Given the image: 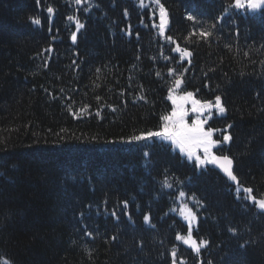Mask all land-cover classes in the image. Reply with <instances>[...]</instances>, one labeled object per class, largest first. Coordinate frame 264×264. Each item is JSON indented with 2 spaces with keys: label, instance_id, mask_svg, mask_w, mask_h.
Instances as JSON below:
<instances>
[{
  "label": "trees",
  "instance_id": "1",
  "mask_svg": "<svg viewBox=\"0 0 264 264\" xmlns=\"http://www.w3.org/2000/svg\"><path fill=\"white\" fill-rule=\"evenodd\" d=\"M161 3L164 36L151 0H0V264H264L244 191L264 200V9ZM172 90L221 98L238 186L156 137L128 142L161 130ZM188 209L199 254L176 239Z\"/></svg>",
  "mask_w": 264,
  "mask_h": 264
},
{
  "label": "snow or ice",
  "instance_id": "2",
  "mask_svg": "<svg viewBox=\"0 0 264 264\" xmlns=\"http://www.w3.org/2000/svg\"><path fill=\"white\" fill-rule=\"evenodd\" d=\"M39 2V0H37ZM76 4H81L82 0H74ZM151 2L158 6L159 9V30L160 35H165V30L168 25V11L165 8L164 4L161 3V0H151ZM141 8H146L147 5L144 4V0H140ZM236 9H244L247 8L251 12H257L258 10L264 9V0H235L234 5H232ZM48 12L52 13L53 9L48 8ZM127 16V12H125ZM69 20H73V17L69 16ZM188 20H194L195 18L192 15L187 17ZM33 23L39 24V20H34ZM77 29L83 28L84 25L80 24L79 21H76ZM131 35V33H128ZM199 35L201 37L207 38L211 35L208 32H200ZM169 41H172V38L169 36L167 37ZM73 42L76 41V34L73 33L72 35ZM51 51V49H49ZM175 51L181 53L182 57H190L191 52L187 51L186 49H181L179 46L176 47ZM174 70H170V74H172ZM183 81L181 79H176L175 87L180 88ZM173 104V109L170 115L163 116L162 120L164 124L159 131H149L146 134H142L140 136H135L132 140L128 141L131 143L134 141H142V140H150L153 137L159 138L163 141H170L171 144L175 145L179 148L182 154H185L187 158L191 161L195 159L197 166H202L205 164H214L216 165L224 175L231 181L239 183L237 176L233 172V160L224 155V156H217L212 153L211 149L218 143V141L213 140V133L214 131H219L218 129L209 128L205 130L204 125L207 123V120L210 118L204 116L205 111L211 112L213 108L217 110L219 114H224L226 109L221 102V98L219 96L216 97L215 104L211 101L202 102L200 100L193 98L192 92H186L183 96H173L169 95L168 97ZM179 101V102H178ZM191 102L192 104V112L197 113V117L195 120L192 121L191 124L187 123L186 117L188 115V111L185 108V103ZM228 127H231L229 125ZM223 140L225 142L231 140L230 135H224ZM202 150L204 153V158L202 159L197 153L198 151ZM147 155V153H145ZM169 186L170 185H166ZM244 191L249 193V198L256 204V206L261 210L264 211V200H257L254 196H251L252 189L245 188ZM181 196H184L185 193L181 192ZM127 207V203H125V208ZM115 215V213H113ZM188 221V235L187 237L177 235L176 239L182 241L185 245L192 248L194 252L197 254L200 253L201 247L207 246V241L201 240L199 243L192 237V223L196 221V215L190 210H187V214L184 217ZM145 222H149V217L145 216ZM173 260L172 264H177L176 260V253L175 251L172 253ZM5 264H8L5 261ZM180 264H185L184 261H180Z\"/></svg>",
  "mask_w": 264,
  "mask_h": 264
},
{
  "label": "rangeland",
  "instance_id": "3",
  "mask_svg": "<svg viewBox=\"0 0 264 264\" xmlns=\"http://www.w3.org/2000/svg\"><path fill=\"white\" fill-rule=\"evenodd\" d=\"M170 94L173 95V96L179 97V96H183L185 93H183V94H179V93H176L174 90H172V91L169 93V95H170ZM169 95H168V97H169ZM193 98L195 99L194 95H193ZM168 100H169L170 105H171V111H170V114H171L172 109H173V104H172V101H171L169 98H168ZM178 102H179V101H178ZM212 103L215 104V102H212ZM185 108H186L187 111H188V115H187V117H186L185 119H186L187 123L191 124L192 121L196 119V117H197V113L192 112V110H191V109H192V104H191L190 101L187 102V103H185ZM170 114H169V115H170ZM221 115H222V114H219L215 108H213V109L211 110V112L205 111L204 116L201 117V119H204L205 117H209V116H210V118L207 120V123L204 125L205 130H208L209 128H212V127H211V122L214 120L215 117H219V116H221ZM163 124H164V121H163ZM162 126H163V125H162ZM212 129H213V128H212ZM224 135H228V134H223V135L221 136V134H220L219 131H214V133H213V137H212V138H213V140H216V136L222 137V141H223L224 143H226V142L223 140V136H224ZM156 139L159 140V141H161V142H163L164 144L169 145V146L171 147L172 151H174V152H176L177 154H179L182 158H184V159L187 160L188 162H193V163L196 164L195 159H193V160L190 161V160L187 158V156H186L185 154H182V153L180 152L179 148H177L175 145L171 144L170 141H163V140H160L159 138H156ZM214 147H215V146H214ZM214 147L211 149V151H212L213 154H214V152H213V151H214ZM197 154H198L202 159L204 158V153H203L202 150L198 151ZM208 165H210V164H205V165H202V166H199V167H198L197 164H196V166H197L198 169H204V168H205L206 166H208ZM256 207H257V206H256ZM257 209H258L259 211H261L258 207H257ZM261 212L264 213V211H261ZM180 243L183 244L184 246L188 247V246L185 245L182 241H180ZM188 248L192 250V248H190V247H188ZM192 251H193V250H192Z\"/></svg>",
  "mask_w": 264,
  "mask_h": 264
},
{
  "label": "water",
  "instance_id": "4",
  "mask_svg": "<svg viewBox=\"0 0 264 264\" xmlns=\"http://www.w3.org/2000/svg\"><path fill=\"white\" fill-rule=\"evenodd\" d=\"M211 167L212 169H214L215 171H217L221 176H223L226 180L229 181V183L232 185V186H237L238 184L236 182H233L231 180H229L225 175L224 173L214 164H211Z\"/></svg>",
  "mask_w": 264,
  "mask_h": 264
}]
</instances>
